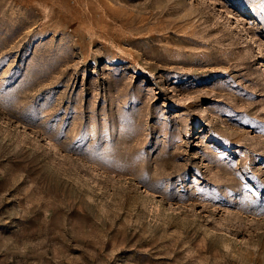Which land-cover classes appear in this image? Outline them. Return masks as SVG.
<instances>
[{"label": "rangeland", "instance_id": "obj_1", "mask_svg": "<svg viewBox=\"0 0 264 264\" xmlns=\"http://www.w3.org/2000/svg\"><path fill=\"white\" fill-rule=\"evenodd\" d=\"M0 264H264V0H0Z\"/></svg>", "mask_w": 264, "mask_h": 264}]
</instances>
